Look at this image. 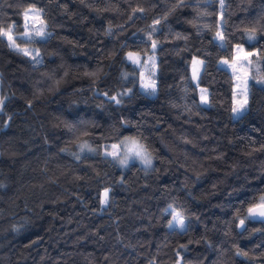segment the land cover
Here are the masks:
<instances>
[{"label":"trees","instance_id":"1","mask_svg":"<svg viewBox=\"0 0 264 264\" xmlns=\"http://www.w3.org/2000/svg\"><path fill=\"white\" fill-rule=\"evenodd\" d=\"M31 7L45 39L21 36ZM237 46L264 79V0H0V264H264L247 215L264 193V84L235 118ZM129 51L156 52V94ZM125 136L150 168L79 149Z\"/></svg>","mask_w":264,"mask_h":264},{"label":"rangeland","instance_id":"2","mask_svg":"<svg viewBox=\"0 0 264 264\" xmlns=\"http://www.w3.org/2000/svg\"><path fill=\"white\" fill-rule=\"evenodd\" d=\"M223 4V0H221ZM37 8H28L25 12V31L21 33L24 38H32L37 36L40 39H45L50 35L46 24L44 23L40 13L37 12ZM223 22L220 18V27H222ZM40 33V34H38ZM10 39V45L12 48L19 49L25 53L31 52V45H20L16 43V40L9 33L6 35ZM218 41L223 42L220 34L216 36ZM14 40V41H13ZM251 55L246 53V51L241 47L237 46L235 48V57L233 61L227 62L223 61V65L230 67L235 78V88L233 96V116L238 118L242 116L249 104V93H250V83L254 79L260 84H264V79L257 76L256 73L259 72L261 67L258 60H251ZM127 60L134 64L139 69L140 78V88L143 91L149 92V94L154 95L157 92V76L159 71L158 57L155 51L147 54H142L136 51L127 52ZM248 57L245 58L244 57ZM191 76L195 84L199 89L200 102L204 106H210V96L209 89L206 86L200 84V77L204 68V60L199 56H194L191 61ZM260 77H253V75ZM263 76V75H261ZM81 152L85 153H101L106 156L113 158L121 168H126L132 162H138L143 166L150 168L153 165L154 159L151 152L145 147V145L136 137L125 136L119 141L104 145L102 147H97L89 142H85L79 147ZM147 161V162H146ZM105 192H103L102 202L105 203ZM108 197V196H107ZM258 204H264V193L260 195L258 199ZM177 214H179L177 216ZM183 220V224L179 221ZM187 227L186 218L179 213L177 210H173L171 219L168 222V228L185 230Z\"/></svg>","mask_w":264,"mask_h":264},{"label":"water","instance_id":"3","mask_svg":"<svg viewBox=\"0 0 264 264\" xmlns=\"http://www.w3.org/2000/svg\"><path fill=\"white\" fill-rule=\"evenodd\" d=\"M261 212H264V204H257L250 208L247 212L248 218L254 221L264 222V215H261ZM245 228V221L240 220L239 230L243 231Z\"/></svg>","mask_w":264,"mask_h":264},{"label":"snow or ice","instance_id":"4","mask_svg":"<svg viewBox=\"0 0 264 264\" xmlns=\"http://www.w3.org/2000/svg\"><path fill=\"white\" fill-rule=\"evenodd\" d=\"M38 34H40V33H38ZM147 162V161H146ZM107 196H108V193L107 192H105V202L107 201ZM179 214H177V216H178ZM261 215H264V212H261ZM181 224H183V220L181 219L180 221H179Z\"/></svg>","mask_w":264,"mask_h":264}]
</instances>
